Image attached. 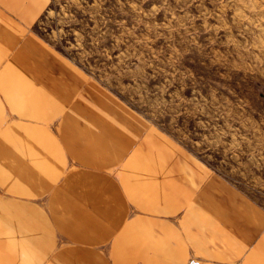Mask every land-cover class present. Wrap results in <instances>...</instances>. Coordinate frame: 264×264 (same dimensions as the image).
I'll return each mask as SVG.
<instances>
[{"label": "crops", "instance_id": "crops-1", "mask_svg": "<svg viewBox=\"0 0 264 264\" xmlns=\"http://www.w3.org/2000/svg\"><path fill=\"white\" fill-rule=\"evenodd\" d=\"M45 4L0 0V264H264V203L30 29Z\"/></svg>", "mask_w": 264, "mask_h": 264}, {"label": "rangeland", "instance_id": "rangeland-1", "mask_svg": "<svg viewBox=\"0 0 264 264\" xmlns=\"http://www.w3.org/2000/svg\"><path fill=\"white\" fill-rule=\"evenodd\" d=\"M26 20L89 78L264 203V0H46Z\"/></svg>", "mask_w": 264, "mask_h": 264}]
</instances>
